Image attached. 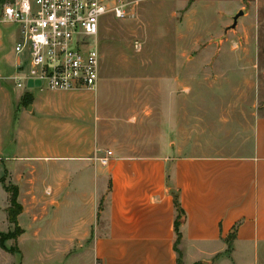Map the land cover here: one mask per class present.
<instances>
[{
	"label": "crops",
	"instance_id": "obj_1",
	"mask_svg": "<svg viewBox=\"0 0 264 264\" xmlns=\"http://www.w3.org/2000/svg\"><path fill=\"white\" fill-rule=\"evenodd\" d=\"M17 64L0 26V232L10 225L4 174L22 206L18 252L0 247V264H264V108L224 114L220 124H235L240 141L231 152L183 153L172 142L126 149L105 122L102 88H19ZM168 67L166 55V117L180 102Z\"/></svg>",
	"mask_w": 264,
	"mask_h": 264
},
{
	"label": "rangeland",
	"instance_id": "obj_2",
	"mask_svg": "<svg viewBox=\"0 0 264 264\" xmlns=\"http://www.w3.org/2000/svg\"><path fill=\"white\" fill-rule=\"evenodd\" d=\"M6 1L0 0V11ZM131 1L134 7L126 19H117L112 13L99 18L98 88L105 91V122L120 130L118 139L126 149L130 143H140L155 152L170 142L183 153L238 148L236 125L225 129L220 123L230 110L240 116L245 110L264 108V0ZM240 10L244 14L231 28ZM0 26L8 49H13L8 36H17V26ZM166 55L168 88L180 101L178 108L174 102L167 117L159 93L161 59ZM177 58L184 64L179 71ZM176 79L182 83L177 90ZM6 176L2 178L5 190L11 187ZM7 223L0 240L1 235L16 233V225ZM17 237L5 238L4 247L8 243V249H14ZM23 250L25 262L30 263L31 246L24 245Z\"/></svg>",
	"mask_w": 264,
	"mask_h": 264
},
{
	"label": "built area",
	"instance_id": "obj_3",
	"mask_svg": "<svg viewBox=\"0 0 264 264\" xmlns=\"http://www.w3.org/2000/svg\"><path fill=\"white\" fill-rule=\"evenodd\" d=\"M131 0H8L0 22L13 24L19 37L13 51L18 56L17 87L29 81L51 90H96L99 53L96 39L100 16H131ZM27 68V69H26ZM111 151L98 158L107 164Z\"/></svg>",
	"mask_w": 264,
	"mask_h": 264
},
{
	"label": "trees",
	"instance_id": "obj_4",
	"mask_svg": "<svg viewBox=\"0 0 264 264\" xmlns=\"http://www.w3.org/2000/svg\"><path fill=\"white\" fill-rule=\"evenodd\" d=\"M7 191L10 192V206L7 209V213H8V220L13 222L16 225V233L12 234L11 236H3L1 235V240H0V244L1 247H3L4 249H8L6 247H4L3 245V240L5 238H12V237H17L22 233L21 228L17 225V216L19 215V213H21L22 211V206L17 202V195H18V189L15 186H11L10 188H6ZM176 227L178 228V222H176ZM178 232V229H177ZM178 234V233H177ZM180 239V235L178 234V238L177 241ZM11 253H16L18 252L17 247L15 246L14 249H8Z\"/></svg>",
	"mask_w": 264,
	"mask_h": 264
},
{
	"label": "water",
	"instance_id": "obj_5",
	"mask_svg": "<svg viewBox=\"0 0 264 264\" xmlns=\"http://www.w3.org/2000/svg\"><path fill=\"white\" fill-rule=\"evenodd\" d=\"M244 12L242 10H240L234 17H233V23L231 25V28H235V26L237 25V21L238 19L243 16ZM39 86V82L36 81L35 83H33L32 81H29L28 82V86L31 87V86Z\"/></svg>",
	"mask_w": 264,
	"mask_h": 264
}]
</instances>
